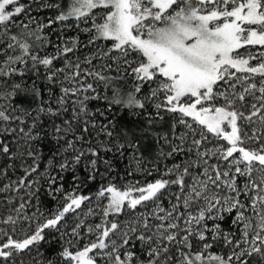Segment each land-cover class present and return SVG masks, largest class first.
I'll return each instance as SVG.
<instances>
[{"label":"snow or ice","instance_id":"snow-or-ice-1","mask_svg":"<svg viewBox=\"0 0 264 264\" xmlns=\"http://www.w3.org/2000/svg\"><path fill=\"white\" fill-rule=\"evenodd\" d=\"M0 264H264V0H0Z\"/></svg>","mask_w":264,"mask_h":264},{"label":"trees","instance_id":"trees-1","mask_svg":"<svg viewBox=\"0 0 264 264\" xmlns=\"http://www.w3.org/2000/svg\"><path fill=\"white\" fill-rule=\"evenodd\" d=\"M22 2H26V0H22ZM49 2H51V0H49ZM55 14V10L54 9H43L40 12H36L35 9H33V15H37L39 17V19L43 22L46 21V19L48 17H51ZM66 35L68 36H73V35H80L81 39L86 40L87 37L84 36L83 33L78 32V30L76 29H70L66 32ZM55 38V37H53ZM105 43H110V42H105ZM49 51H51V49H49ZM82 51H86V50H82ZM116 73H111V75H115ZM29 85L31 84V81H28ZM133 85V79L131 77H128L127 80L125 82H121L118 86H120L124 91L129 90ZM147 86H145L144 91L147 92ZM111 93L109 92V95ZM45 98L46 95H45ZM17 102L21 103L23 107L25 108H30V107H35V102L32 101V99L29 96L26 95H21L20 97L17 98ZM97 105L94 103L93 107H96ZM117 120L120 122L119 126L121 128H124L126 130H130V131H135L137 132V134H139V130L141 128L146 127V121L142 116H134L132 115L128 110L125 109H121L119 108V106H115L113 109ZM149 111H153V109L149 108ZM169 128V120L168 117L165 118V121H160L158 122L156 125L153 126V131L154 132H166L168 131ZM143 143L145 145L148 146L149 151L145 153L146 156H148L149 159H151V155L150 152L152 150V148L155 147L153 138L151 135H147V138L143 141ZM43 147V151L45 156L48 155V149H49V143L45 142V144L42 146ZM115 167H116V172L119 173L121 176H124L125 172L129 169H126V164L127 161H121L119 159H115L113 161ZM79 175L84 176L86 175V172L83 168H81L79 170ZM113 175H116V173H113ZM19 176V171H17L13 178H17ZM139 176L136 177H128V179H139ZM118 184L122 183L121 180H117L116 181ZM67 186V185H66ZM89 189H91L92 192L95 191V188L92 185H89L88 188L84 189L85 194L89 193ZM40 201L42 202V207H41V211H44L46 214L48 212V210H55L56 207V201H53L51 199V197H49L47 195L46 192H41L40 194ZM35 203V201H34ZM34 210V209H33ZM34 226V225H33ZM47 247V245H44L41 248V251L44 250V248Z\"/></svg>","mask_w":264,"mask_h":264}]
</instances>
